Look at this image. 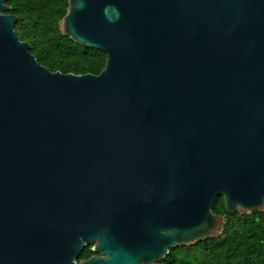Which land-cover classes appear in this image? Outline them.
Listing matches in <instances>:
<instances>
[{"label": "water", "instance_id": "obj_1", "mask_svg": "<svg viewBox=\"0 0 264 264\" xmlns=\"http://www.w3.org/2000/svg\"><path fill=\"white\" fill-rule=\"evenodd\" d=\"M0 0V264H162L264 210V0H67L97 74L41 65ZM91 244L95 254L79 259Z\"/></svg>", "mask_w": 264, "mask_h": 264}, {"label": "trees", "instance_id": "obj_2", "mask_svg": "<svg viewBox=\"0 0 264 264\" xmlns=\"http://www.w3.org/2000/svg\"><path fill=\"white\" fill-rule=\"evenodd\" d=\"M5 13L17 16L14 31L29 44V51L51 71L97 74L104 65L106 53L83 47L61 34L58 21L64 15L67 0H5ZM224 216L221 234L193 245L169 249L163 264H264V210L250 214L225 210L222 196L212 207ZM92 254L86 245L78 260Z\"/></svg>", "mask_w": 264, "mask_h": 264}, {"label": "flooded vegetation", "instance_id": "obj_3", "mask_svg": "<svg viewBox=\"0 0 264 264\" xmlns=\"http://www.w3.org/2000/svg\"><path fill=\"white\" fill-rule=\"evenodd\" d=\"M90 247H91V244H90ZM95 253L94 252H92V254H90V255H88L87 257H85V258H81V259H86V258H88V257H90V256H92V255H94ZM161 263H162V261H161ZM163 264V263H162Z\"/></svg>", "mask_w": 264, "mask_h": 264}]
</instances>
